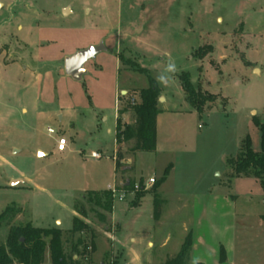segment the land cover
Wrapping results in <instances>:
<instances>
[{
  "label": "rangeland",
  "instance_id": "1",
  "mask_svg": "<svg viewBox=\"0 0 264 264\" xmlns=\"http://www.w3.org/2000/svg\"><path fill=\"white\" fill-rule=\"evenodd\" d=\"M99 42L105 50L86 61L82 79L67 76L65 57ZM182 72L195 89L214 95L201 112H187ZM149 77L163 99L157 105L156 148L129 152L125 146L126 160L115 173L116 110L137 103V91L149 86ZM128 111L121 118L131 123ZM253 115L264 121V0H0V213L20 208L10 224H0V242L10 226L30 222L61 229L64 250L71 253L73 204L88 191L113 187L119 188L113 220L102 223L93 211L84 218L99 237L92 261L80 262L123 264L122 253H111L110 244L119 248L123 241L127 252L128 237L155 224V194L166 198L160 208L171 215L160 229L171 234L169 254L192 220L198 194L209 189L237 196L238 211L249 214L236 218L235 254L238 261L258 264L264 225L253 214H264L260 185L253 178L230 180L226 162L238 155L245 135L260 150ZM61 136L67 141L58 151ZM92 152L100 157L92 158ZM168 165L159 195L152 185ZM16 179L21 182L10 185ZM127 181L130 190L123 188ZM136 201L141 204L132 210ZM116 222L121 228L110 243L104 228L112 233ZM144 235L135 244L138 251L162 263L163 250L148 248ZM45 257L49 264L47 252Z\"/></svg>",
  "mask_w": 264,
  "mask_h": 264
},
{
  "label": "trees",
  "instance_id": "2",
  "mask_svg": "<svg viewBox=\"0 0 264 264\" xmlns=\"http://www.w3.org/2000/svg\"><path fill=\"white\" fill-rule=\"evenodd\" d=\"M210 49V46L206 47ZM202 58L205 53H200ZM120 58V56H119ZM146 72L145 69H140ZM181 88L185 92V100L198 112L202 111V106L214 99L210 93H201L195 89L189 79L188 72L178 75ZM149 86L138 89L139 101L132 105H124L116 110L114 140L116 141V153L114 156L115 173L121 167L124 160L122 144L131 141V146L127 151H154L156 148V117L161 109L158 108V99L161 96V88L153 77H149ZM120 96V94H119ZM118 96V97H119ZM133 112L132 124L123 122L121 116L124 112ZM253 124L260 131L261 147L259 151H254L250 144L249 135H245L240 144V150L235 158H229L226 162L229 172V179L237 177H252L259 183L264 193V121L260 122L253 115ZM171 165H168L163 175L157 180L152 188L155 190L165 180ZM131 181H127L123 188L130 190L133 186ZM119 191V188L115 189ZM113 193L111 187L99 191H88L82 196V202L76 201L73 204L74 212L72 226L68 232L75 235L74 243L71 245V253H66L63 246L64 232L57 228L34 227L30 222L20 225L10 226L3 243L0 242V264H44L46 252L49 254V264H83L82 260L92 261L91 255L95 251L94 240L96 234L84 218L88 211H93L98 221L105 223L107 214L112 213ZM140 194L137 195V197ZM139 198V197H138ZM137 202V201H136ZM84 204L88 205V208ZM153 217L160 215V200L157 194L153 199ZM96 207L97 209H94ZM20 213V208L8 206L0 213V224L9 222L16 214ZM190 235L187 234L177 254L165 260L162 264H190L188 254L190 250ZM89 249V250H88ZM74 255L76 257L74 258ZM224 259L223 249H220V260Z\"/></svg>",
  "mask_w": 264,
  "mask_h": 264
},
{
  "label": "crops",
  "instance_id": "3",
  "mask_svg": "<svg viewBox=\"0 0 264 264\" xmlns=\"http://www.w3.org/2000/svg\"><path fill=\"white\" fill-rule=\"evenodd\" d=\"M159 100V99H158ZM163 101V99H162ZM191 109V110H190ZM189 110H187L188 113L193 114L194 110L192 107H190ZM161 113H158L156 117V127H158V117ZM127 115H130V112L127 111ZM133 122V115L132 120ZM132 122H125L127 124H132ZM131 141H128L126 143L122 144V152L124 154V160L125 159V146H127V149L131 146ZM129 144V146H128ZM114 158V157H113ZM122 160L121 163H124L125 161ZM131 160V159H129ZM115 172V169H114ZM169 175V174H168ZM116 178V175H115ZM246 178H252V177H246ZM255 182V180L253 178ZM164 181L158 186V193L160 195L162 191V185ZM109 188V187H108ZM261 198L263 199L264 203V193L262 192V189L260 187L259 189ZM158 195V196H159ZM180 194L176 193L174 196H178ZM200 200L199 203L193 204L192 212L189 211V215L192 216V220H190L188 226L186 224L182 227V235L184 233V238L180 236V238L177 240V242L174 244V246L171 245V252L168 254V247L170 244H172L171 240V234L169 232H161L160 229L163 227V220H167L168 217H170L166 212L160 208V215L157 218H153L155 224L152 226H148L146 228H140L137 231V236L130 235L128 237L129 244L127 252H125L122 244L123 241H118L119 248H115L112 246L111 240L114 239L113 234L118 232L120 230V224L117 223V229L113 230L112 233L109 232L108 227L105 226L104 232L106 234L110 235V248L111 253H115L117 251L121 252L124 258L123 264H156L153 261L149 260V257H144L136 247V243H139L144 235V233L147 235V247L151 248L152 250L158 247L160 250H163L162 255V263L165 262L166 259L171 258L177 254L179 251L183 240L185 239L186 235H190L191 243H190V250L188 254V263L190 264H248L246 261H238L235 254L236 248V235H235V224H236V218L238 216H242L245 219L248 218V213L245 211V209L239 210L237 209V196L233 195L234 197H229V194L225 192L221 193H213L211 190H205L199 193ZM178 201H180V197ZM160 203H164L165 199H160ZM215 200L221 205L220 207L218 204H216ZM141 202H137V205L132 206L131 209L133 210L135 207L140 206ZM197 204V206H196ZM186 205V204H185ZM257 211V210H256ZM165 212V214H164ZM75 214V212H74ZM111 214H109L110 217H107V221H109L108 218L112 219ZM165 215V216H164ZM153 216V215H152ZM254 218L259 220V225L263 227L264 225V214L260 212H254L253 214ZM113 220V219H112ZM106 221V222H107ZM154 225H157L154 226ZM71 228V227H70ZM69 230V229H68ZM99 235L96 236L94 243H96V240L98 239ZM113 237V238H112ZM104 238L105 237H101ZM158 238V240H157ZM262 239L264 241V233L262 235ZM223 249L224 253V259L220 260V249ZM95 251H96V244H95ZM94 251V253H95ZM263 255L259 258L258 264H264V250L262 251ZM76 255H74V258ZM159 263V264H162Z\"/></svg>",
  "mask_w": 264,
  "mask_h": 264
},
{
  "label": "water",
  "instance_id": "4",
  "mask_svg": "<svg viewBox=\"0 0 264 264\" xmlns=\"http://www.w3.org/2000/svg\"><path fill=\"white\" fill-rule=\"evenodd\" d=\"M67 10L68 9H63V13L65 14ZM103 50H105L103 42H99L96 45L80 49L72 55L65 57L63 63L65 74L74 80H81L84 73H86V69L84 67L86 61L93 59L99 52H103ZM124 93L125 91L123 90L122 94ZM159 101H162L161 97H159ZM17 182H21V179L12 180L10 185Z\"/></svg>",
  "mask_w": 264,
  "mask_h": 264
},
{
  "label": "built area",
  "instance_id": "5",
  "mask_svg": "<svg viewBox=\"0 0 264 264\" xmlns=\"http://www.w3.org/2000/svg\"><path fill=\"white\" fill-rule=\"evenodd\" d=\"M48 133H53V129H51V128H49L48 127ZM66 141L67 140H65V138L64 137H58V139H57V150L58 151H63L64 149H65V146H66ZM91 157L92 158H99L100 157V155H99V153H97V152H92L91 153ZM150 182L151 183H153L154 182V180L153 179H150ZM112 189V192H114L115 193V188H111ZM124 198V195H123V193L122 194H120L119 196H118V199L119 200H121V199H123Z\"/></svg>",
  "mask_w": 264,
  "mask_h": 264
},
{
  "label": "clouds",
  "instance_id": "6",
  "mask_svg": "<svg viewBox=\"0 0 264 264\" xmlns=\"http://www.w3.org/2000/svg\"><path fill=\"white\" fill-rule=\"evenodd\" d=\"M169 70L174 72L175 71V65L174 64H169Z\"/></svg>",
  "mask_w": 264,
  "mask_h": 264
}]
</instances>
